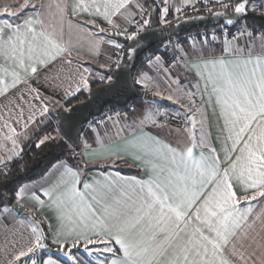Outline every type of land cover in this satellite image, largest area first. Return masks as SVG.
<instances>
[{
    "label": "snow or ice",
    "instance_id": "1",
    "mask_svg": "<svg viewBox=\"0 0 264 264\" xmlns=\"http://www.w3.org/2000/svg\"><path fill=\"white\" fill-rule=\"evenodd\" d=\"M200 2L209 12L213 8L208 5H218L223 11L213 14L229 17V8L236 16L245 15L250 0ZM130 3L76 0L69 6L51 0H0V58L12 63L11 71L0 67V133L5 141L0 143L4 154L0 184L4 188L15 175L12 162L22 159L24 141L34 136L36 148L55 143L56 136L41 134L55 108H64L71 97L91 91L89 69L72 67L70 41L63 39L66 28H78L98 50L99 41L89 29L92 25L104 32L96 25V16L118 29L116 35L133 41L157 19L164 25L172 23L169 0L156 5L157 19L150 7L156 0H136L133 7L139 14L129 33L112 17L127 21L134 15ZM184 3L194 7L192 0ZM69 7L77 16L87 13L88 19H68ZM182 11L174 7L177 19ZM235 22L226 19V25ZM221 32L219 53L207 47L205 35L199 52L188 53L179 43L169 42L162 47L165 53L172 51L170 59L159 54L149 58L148 63L154 59L155 67L164 73L166 97L160 78L147 73L131 85L125 79L119 88L106 89L119 93L134 84L178 106L174 113H161L158 108L148 111L140 125L151 121L158 133L141 132L128 141L131 159L144 170V178L116 172L84 182L78 166L60 160L41 177L42 183L19 185L10 196L0 191V264H264V30L257 37L245 24L236 33L223 28ZM211 39H217L215 34ZM107 43L124 48L111 39ZM129 52L134 54L135 46ZM188 59L193 62L189 64ZM161 61L167 67H161ZM181 63L195 70L196 83H182ZM95 82L111 86L113 78L101 75ZM206 104L213 105L211 116ZM181 113V123L172 127L171 121L180 119ZM161 114L166 121L156 119ZM212 116L218 129L215 136ZM65 136L74 154L79 145L71 137V126ZM94 152L91 144H85L86 154ZM120 158V151L112 149L104 159L113 163ZM254 203L261 207L254 208ZM24 207L34 212L51 210L58 227L46 233L41 222L31 221L18 230L16 225L26 222L17 221L12 213ZM50 244L56 247V258L47 255Z\"/></svg>",
    "mask_w": 264,
    "mask_h": 264
},
{
    "label": "crops",
    "instance_id": "2",
    "mask_svg": "<svg viewBox=\"0 0 264 264\" xmlns=\"http://www.w3.org/2000/svg\"><path fill=\"white\" fill-rule=\"evenodd\" d=\"M53 4L56 3H64L71 6L76 2V0H51ZM158 4L160 0H157ZM136 3V0H131V3L129 4V8L132 10L134 15L132 17H129L126 21L121 16H115L112 17L113 21L117 24H120L121 26H126L127 30L134 24V20L138 18L139 10L133 5ZM193 6L186 5L184 3V0H169V11L174 12V7L180 6L183 9V13L187 11H192L195 8H203L205 5L200 2V0H192ZM256 5H260V8H262V5H264V0H259L255 3ZM147 6V5H146ZM163 5H161L162 7ZM213 6V5H209ZM204 10V9H203ZM55 11V9L53 10ZM123 11V10H122ZM67 18L76 21L80 20L81 22L88 19L87 13H81L79 16L73 14L71 12V8L69 7V10L67 12ZM96 21V25H98L100 28L104 29L103 33H99L96 31L95 26L89 25V29L93 33L94 37L99 41V48L98 50L93 49L88 41V38L78 30L75 26L71 28L69 31L66 28L65 35L63 39L65 41H70V47L72 49V55L70 59L73 61V68L76 67H85L88 68L89 71L92 73V76L89 77L90 81L92 82V85L95 83V78H98L101 75H109V72L115 67L114 63V55H115V49L112 45L107 43L108 40H114L116 43L124 44L122 40L126 37L116 35V32L118 29L113 28L112 25H110L107 20L103 16H96L94 17ZM148 28V27H147ZM146 28V29H147ZM259 35H257L258 37ZM182 37V36H181ZM222 39L220 41H216L214 43V46H211L213 51L219 53L221 50V44L224 39L223 35L221 36ZM231 37L229 36V39ZM202 43L197 45L196 47H184L183 49L188 53H195L201 50ZM207 47L209 45L207 44ZM225 56H227V53H225ZM230 58V57H229ZM187 59V57H186ZM146 60V59H145ZM147 61V60H146ZM148 62V61H147ZM193 62V59H188V63L191 64ZM145 63V62H144ZM141 63V67L143 68L140 70V74L143 73L147 64ZM0 67H7L9 71L12 70V63L11 61L5 62L3 58H0ZM151 68L153 70L151 73L154 75L156 73L155 69H158L155 67V64L151 65ZM158 72V70H157ZM160 72V70H159ZM207 72V70H205ZM159 74V73H156ZM155 74V75H156ZM182 77V83H187L189 80L192 81V83H196L199 77L196 75L195 70H188L185 69L183 64L181 63L179 67V73ZM137 77V76H136ZM156 78V77H155ZM201 87L203 86V81H200ZM211 89V85L209 84V90ZM89 91H82L77 96L81 95L82 93H86ZM71 97L70 100L77 97ZM59 98V97H58ZM208 93L204 94V99L207 100ZM61 103H64L62 100ZM200 103V99L197 98V104ZM208 114L211 116L212 114V104H206L205 105ZM58 108V107H57ZM55 108V110L57 109ZM54 110V112H55ZM150 111L149 109L145 108H135L131 111H129L125 115H117L116 117L111 118V120H105L104 123L97 124L94 128H86L85 134L80 136V144L78 149L81 150V158H80V164L79 168L82 172L81 179L84 182H90L92 179H99L101 174L107 175L109 173L115 174L116 172H119L123 176H136L139 178H144V170L136 165H134L132 159H131V149L127 146L128 141H131L134 139V137H138L141 135V132L143 133H150L152 135H156L158 133V129L153 126L151 121H145L143 125H140V121L144 119V116L147 114V112ZM54 112L52 113V119L51 121H54ZM183 116H181L182 118ZM156 119L160 122L166 121L167 117L163 114L156 117ZM181 123V122H180ZM179 123H173L171 122V126L175 127ZM218 129L216 127V120L215 117L212 116L211 119V132L212 135L215 136ZM162 134V133H161ZM83 136V137H82ZM29 140L24 141V145ZM3 140V133H0V143H4ZM8 147H11V142H7ZM85 144H91L92 148L95 149V152L91 155L85 153ZM22 145V147L24 146ZM112 149H118L120 151V160L109 163L104 158L108 156L109 151ZM3 153H0V156H3ZM127 161V162H125ZM66 162V161H65ZM118 162H122V165H119ZM68 163V162H67ZM69 165H72L68 163ZM74 166V165H72ZM103 167H107L104 169ZM126 170V172L122 171ZM50 172V171H49ZM49 174V173H48ZM47 174V175H48ZM43 181H39V183H42ZM38 182H29L27 183L29 187H33ZM43 198V197H42ZM11 207V206H9ZM254 208L259 209L261 205L259 203H254ZM26 210L31 212L33 214L34 219H31L27 216L21 215L17 213L15 210L13 211L12 215L16 216L17 221H25L24 224H17V229H23L27 227V224L31 221H39L41 222V226L44 228V231L46 233H51L55 228L58 227V221L56 219V216L54 213L49 209H42L39 212H34L31 209L25 207ZM8 223V222H5ZM48 224L52 225V228H48ZM30 230V229H29ZM50 251L47 252V255L53 256V258L57 257V250L54 245H49ZM43 254V253H42Z\"/></svg>",
    "mask_w": 264,
    "mask_h": 264
},
{
    "label": "water",
    "instance_id": "3",
    "mask_svg": "<svg viewBox=\"0 0 264 264\" xmlns=\"http://www.w3.org/2000/svg\"><path fill=\"white\" fill-rule=\"evenodd\" d=\"M256 0H250V3ZM248 5V8L250 6ZM156 5L153 6L152 17L158 18V13L155 12ZM214 11H223V9H216ZM213 11V12H214ZM229 17L233 18L236 22L233 25H226V19L229 17H218L210 13H196L192 15L183 16L169 25H161L157 19L156 23L150 24L146 30L139 34L137 41L122 39L125 44V52L120 64L112 71L110 75L113 78V84L108 86L102 83L98 86L91 88L85 100L72 104L69 109L72 111H65L62 109L58 113V129L61 135L67 140L65 132L71 126V137L77 145L80 144L81 129L90 120L91 117L99 115L105 107L109 105L126 106L129 102L140 98L144 95V90L138 86L129 87L119 93L108 92V87L119 88L121 83L127 79L129 85L133 83V70L139 58L150 50L152 47L162 45L168 39H176L181 34L196 28L215 27L222 25V27L232 28L237 25L241 20L247 16L248 11L243 16H236L233 10L229 11ZM135 46L136 52L130 53V47ZM79 136V139L77 137ZM68 141V140H67ZM70 144L71 142L68 141ZM17 213L34 219L33 214L24 208L16 209Z\"/></svg>",
    "mask_w": 264,
    "mask_h": 264
},
{
    "label": "trees",
    "instance_id": "4",
    "mask_svg": "<svg viewBox=\"0 0 264 264\" xmlns=\"http://www.w3.org/2000/svg\"><path fill=\"white\" fill-rule=\"evenodd\" d=\"M259 0H256L257 2ZM253 3V2H252ZM158 2L156 0V4L150 5L152 8L154 5H157ZM148 6V5H147ZM251 6V3H250ZM248 8V14L245 16L243 20L240 21L237 25H235L232 28H225L228 33H236L237 28L241 27L242 25H248L250 26V30H253L256 35H259L260 30H264V16L262 12L260 11V5L254 6L257 11H252V8ZM221 9V8H218ZM216 9H213V11ZM229 11L232 9L229 8ZM196 13H210L208 10H198L196 12L187 11L183 16L186 15H192ZM159 15V14H158ZM171 21L174 22L175 20L172 19V13L169 14ZM181 16V17H183ZM179 17V18H181ZM178 18V19H179ZM161 24V23H160ZM162 25V24H161ZM224 27V26H223ZM222 25L215 26V27H203V28H196L191 29L189 31H195V30H202V29H215V28H223ZM187 31V32H189ZM180 37V36H179ZM177 37V38H179ZM122 40V39H120ZM124 46L123 48V55L125 52V44H122ZM161 45H157L152 47L150 50H148L146 53H144L139 60L137 61L134 70H133V77L136 78V71L138 69V66L141 63L145 62V58L150 54L152 50L159 47ZM123 59V56L121 58V61ZM120 61V62H121ZM118 63V65L120 64ZM145 64V63H144ZM117 65V66H118ZM117 66H115L112 70H114ZM111 70V71H112ZM110 75V73H109ZM102 83L95 82L92 85V88L95 86H98ZM139 87V86H138ZM141 88V87H139ZM88 96V92L82 93L81 95L73 98L70 100V103H66L64 105V108H57L54 112V121H50L49 125L43 129V134L51 133L53 136L57 137V140L55 143L49 142L47 146H41V148H36L34 146L33 141H35V137H32V140H29L25 143L23 146V154L22 159L17 163L15 160L12 162V172L15 173L14 176L10 177V185L7 188H4L2 184H0V191L5 192L6 196H10L11 193L19 186L23 184H27L29 182H39L41 181V177L45 176L49 173L51 170V166L54 163H58L60 160L66 161L74 166H79L80 164V158L74 153L69 152V147L72 145L61 135L59 129H58V113L60 110L70 107L72 104L85 100ZM134 101V100H133ZM114 106V105H109ZM83 128L81 129L82 132ZM79 147V146H78ZM78 147L75 148V151L78 150ZM119 165H122V162H118ZM106 169L107 167H103ZM126 172V170H122ZM11 206V205H9Z\"/></svg>",
    "mask_w": 264,
    "mask_h": 264
},
{
    "label": "rangeland",
    "instance_id": "5",
    "mask_svg": "<svg viewBox=\"0 0 264 264\" xmlns=\"http://www.w3.org/2000/svg\"><path fill=\"white\" fill-rule=\"evenodd\" d=\"M256 2L254 1L253 3H251V6H250V8H252V7H254V6H256V4H255ZM153 8V7H152ZM198 10H200V9H194V10H192L193 12H196V11H198ZM191 11V12H192ZM261 11V10H260ZM170 13H172V19L173 20H177V18H176V16H177V14H175L174 12H170L169 11V14ZM185 14V12L183 13H180L179 14V17H181V16H183ZM168 19L169 20H171V18H170V16L168 15ZM240 23V22H239ZM162 24V23H161ZM162 25H164V24H162ZM164 26H166V25H164ZM221 29L222 28H215V29H202V30H195V31H193L196 35L193 37H189V38H187V35H186V33H188V32H185V33H183V34H181L180 35V37L178 38V39H176V40H174V39H168L167 40V42L169 41V42H171L173 45H175V44H177V43H179V45L181 46V48H184V47H196L197 45H199V43L201 44H203V41H204V37H205V35H207L208 36V45H209V47L208 48H210L211 50H213L212 49V47L211 46H214V43L217 41H220L221 39H222V32H221ZM213 34H215V36L217 37V39L215 40V41H213L212 39H211V37H212V35ZM182 36V37H181ZM118 42H119V40H118ZM117 42V43H118ZM168 42V43H169ZM158 49L160 50L159 52H158ZM116 51H115V55H114V60H115V63H114V65L115 66H117L118 65V63L121 61V58H122V56H123V51L122 50H120V49H115ZM176 51L177 52H179V49H176ZM199 52V51H198ZM157 54H159V55H162V56H164V58H165V60H167V59H170L171 58V56H172V51L171 50H169L167 53H165L164 52V50H163V47H162V45L161 46H159V47H157V48H155L154 50H152L151 52H150V54L148 55V57H154L155 55H157ZM146 59V58H145ZM156 61L153 59V61H152V64H149L146 60H145V64H147L148 66H146L145 67V69L144 70H147L146 72L145 71H143V73L142 74H144V73H147L149 76H152V77H159L160 78V83H161V90L164 92V97H166L167 95H168V92H167V90H166V84H167V80L164 78V73H163V71H161L160 70V72H159V69H155V71H156V73H159V74H156V73H154V75L151 73V71L153 70V68H151V65H153V64H155L156 65ZM160 64H161V67H167V65L164 63V61H161L160 62ZM141 67V64L138 66V69H137V71H136V78H138V76L140 75V70L141 69H143V68H140ZM151 70V71H150ZM157 70H158V72H157ZM142 71V70H141ZM173 72H175L176 70L175 69H173L172 70ZM156 74V75H155ZM172 88L173 89H175V87H176V85L173 83L172 85ZM142 88V87H141ZM143 90H144V95L142 96V97H140V98H137V99H135L134 101H132V109L131 110H133V109H135V108H145V109H149V110H154V109H160V112L161 113H164L165 111H167L168 113H174V112H176L177 111V105H174L172 102H170V101H168L166 98H162V97H157V96H155L154 94H153V92L152 91H150L149 89H145V88H142ZM69 108V107H68ZM130 110V111H131ZM181 116H183V113H181ZM87 129H86V127H83V130H82V132L85 134V131H86ZM81 132V134L82 135H84L83 133ZM83 137V136H82ZM75 154L79 157V158H81L82 156V154H81V150H80V148L78 149V150H76L75 151ZM103 258V257H102Z\"/></svg>",
    "mask_w": 264,
    "mask_h": 264
},
{
    "label": "built area",
    "instance_id": "6",
    "mask_svg": "<svg viewBox=\"0 0 264 264\" xmlns=\"http://www.w3.org/2000/svg\"><path fill=\"white\" fill-rule=\"evenodd\" d=\"M208 7H212L213 9H218L219 8L218 5H213V6H209L208 5ZM195 9H198V8H195ZM201 9L207 10V7L204 6L203 8H200V10ZM261 12H264V8L261 9ZM263 16H264V14H263ZM134 28H135V24H133L128 29V32L131 33L132 31H134ZM225 28L226 27H223L224 30H225ZM143 31H141L140 33H142ZM225 31H227V30H225ZM186 35H187V38H189V37H192V36L194 37L196 34L193 31H189L188 33H186ZM176 39H178V38H176ZM176 39H174V40H176ZM168 42L166 41L163 44H167ZM149 58H151V57H148L147 56L146 57V60L149 61ZM131 109H132V102H129L126 106H118V105L107 106V107H105V109L99 115L91 117L90 120L84 125V127L90 128V129L91 128H94L97 124H99L98 123L99 121H101V120H103V121L108 120V117L109 116H111V118H113V117H116L117 115H125ZM181 120H182V118H180V119H173L171 122H173V123H180Z\"/></svg>",
    "mask_w": 264,
    "mask_h": 264
}]
</instances>
